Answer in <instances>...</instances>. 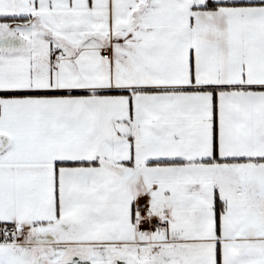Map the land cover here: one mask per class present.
Wrapping results in <instances>:
<instances>
[{"label":"snow or ice","instance_id":"6c2138e0","mask_svg":"<svg viewBox=\"0 0 264 264\" xmlns=\"http://www.w3.org/2000/svg\"><path fill=\"white\" fill-rule=\"evenodd\" d=\"M0 264H264V0H0Z\"/></svg>","mask_w":264,"mask_h":264}]
</instances>
